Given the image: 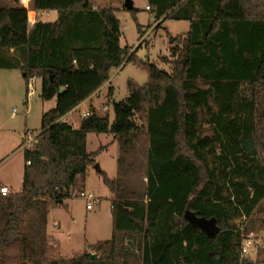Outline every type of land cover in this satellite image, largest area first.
<instances>
[{
  "label": "trees",
  "instance_id": "1",
  "mask_svg": "<svg viewBox=\"0 0 264 264\" xmlns=\"http://www.w3.org/2000/svg\"><path fill=\"white\" fill-rule=\"evenodd\" d=\"M148 1L157 19L190 22L169 34L171 72L137 61L149 80H128L112 122L92 109L79 128L63 117L135 60L116 10L33 0L58 20L30 26L23 4L0 6V68L40 78L41 98H57L24 149L21 190L0 194V264H259L241 257L240 227L264 212V0ZM88 133L119 143L117 177L101 172L114 193L113 234L94 245L104 257L50 262L49 212L105 149L88 151Z\"/></svg>",
  "mask_w": 264,
  "mask_h": 264
},
{
  "label": "rangeland",
  "instance_id": "2",
  "mask_svg": "<svg viewBox=\"0 0 264 264\" xmlns=\"http://www.w3.org/2000/svg\"><path fill=\"white\" fill-rule=\"evenodd\" d=\"M92 1L93 4L116 10L121 22L120 42L124 47H130L131 53L135 52V60L124 62L125 66L119 71L117 68L112 69V84L115 86L113 96H103L98 100L100 114L108 115L112 121L115 114L114 100L120 101L129 95L128 80L134 79L141 85L149 80L148 70L140 66L137 61L153 62L161 69L171 72L172 64L162 60L164 56L171 59L169 34L176 36L187 32L190 29V22L157 19L154 12L146 8L148 0H134L135 12L125 8V0ZM17 3L23 4L28 9L31 20L35 15L39 18V10H35L33 0H0V6H12ZM32 11L38 12L36 14ZM138 24L141 25V30ZM36 90L33 97H28V86L21 69L0 68V184L7 183L11 192L20 191L22 188L25 168L24 149L29 146L27 142L34 140L39 134L43 114L57 104L56 97L51 100L41 98L39 78H37ZM84 109L85 107L81 112L75 113L72 119L75 121L80 118ZM136 119L139 124L142 123V116L137 115ZM112 137V133H91L87 143L88 151L98 150L103 145L109 146L107 151L103 150L96 156V163L99 165L101 163L107 172L113 171L114 166L117 165L114 164L113 157L118 152L119 144L117 142L110 146L108 143ZM91 170V174L86 175L85 178L79 177L72 194L65 198L64 204L49 212L50 262L60 263L63 258L80 256L84 252L96 254L95 259L104 257L102 250L95 249L94 245L98 241L112 237L114 193L104 183L101 172L97 169ZM134 178L139 181L138 177ZM82 190L99 197L100 204H95L93 209H87V200L80 195ZM262 207L264 208V201ZM54 220H58L61 226L58 223L54 225ZM263 221L264 212L258 210L252 217L242 219L240 227L245 236L248 234L255 236L258 244L257 249H252L251 256L259 264H264ZM8 264H19V261L11 258ZM25 264L33 263L26 261Z\"/></svg>",
  "mask_w": 264,
  "mask_h": 264
},
{
  "label": "crops",
  "instance_id": "3",
  "mask_svg": "<svg viewBox=\"0 0 264 264\" xmlns=\"http://www.w3.org/2000/svg\"><path fill=\"white\" fill-rule=\"evenodd\" d=\"M134 2V0H133ZM149 5V1H148V4L146 5V8L147 6ZM103 7V6H100L98 4H94V7ZM148 9V8H147ZM148 10H151L148 9ZM34 13L37 14L38 11H32ZM30 12H28L29 14ZM39 18H37V16L35 15L34 18L31 20V18H29L30 20V26H33L34 23L38 20H42V21H53V22H57L58 20V13L57 11L55 10H39ZM47 17V18H45ZM162 18H165V17H162ZM122 66V67H121ZM120 67H114V68H117L119 71L120 68H123L125 66V64L121 65ZM113 69V68H112ZM111 69V71H112ZM111 71H110V78L104 82L102 84V86H100V88H98V90H96L92 95H90L88 98H86L84 101H82L80 104H78L75 108H73L70 112H68L64 117H63V120L64 121H67L68 123H70L74 128H79L80 126V123H81V120L82 118L84 117V113L85 112H88L89 114L91 113V110L92 109H95L97 113L100 114V105H98V100L101 99L103 96H109V95H112L114 94L115 92V86L112 84V75H111ZM38 78V77H37ZM40 79V78H39ZM36 82H37V79H36ZM41 89H42V81H41ZM110 89H112V92L110 94ZM127 97V96H126ZM125 97V98H126ZM115 102V100H114ZM85 107L84 111L82 112L80 118H78L77 120H73L72 116L77 113V112H81V109ZM108 107V106H107ZM101 115V114H100ZM114 117H115V114H114ZM114 120V118H113ZM112 120V121H113ZM110 120V122H112ZM91 133H88L87 135V143H88V138L90 136ZM118 141L114 138V135L112 137V140L108 143L110 146H113L115 145V143H117ZM119 144V143H118ZM105 146V149L104 151H107L109 149V146L107 145H103ZM91 152V151H90ZM102 152V151H101ZM118 155H119V147H118V152L116 154H114V157H113V162L114 164L116 163L117 164V158H118ZM96 162H97V158H96ZM26 164V163H25ZM94 166H91L88 170V173L87 175L91 174V169L95 170L93 168ZM100 169L102 170V172L106 173L108 175V177L110 178H116L117 175H118V164L116 165V167L114 166L113 168V171H110V172H107L106 169L101 165L100 163ZM24 176V175H23ZM3 185H7L9 186L7 183H2ZM10 187V186H9ZM18 192V191H17ZM100 204V203H99ZM54 225H56V223H58L59 226H61L60 222L58 220H54Z\"/></svg>",
  "mask_w": 264,
  "mask_h": 264
},
{
  "label": "built area",
  "instance_id": "4",
  "mask_svg": "<svg viewBox=\"0 0 264 264\" xmlns=\"http://www.w3.org/2000/svg\"><path fill=\"white\" fill-rule=\"evenodd\" d=\"M148 9H150L151 7L148 5L147 6ZM36 76H32L28 79L27 81V86H28V97H33L36 94ZM13 114H15V111L13 112ZM89 115L88 112L84 113V116ZM33 139L29 140V142H27V145L31 146L33 141ZM29 143V144H28ZM26 146V147H29ZM11 193L10 187L7 185H2L0 187V194L1 195H8ZM80 195L83 196L84 198H86L87 200V204L86 207L87 209H93L95 204H99L100 203V199L99 197L95 196L93 193H88L85 190L80 191ZM257 242L255 241V236L253 234H248L247 236H245L242 232V245H241V257L242 258H247L253 261H256L255 259L252 258V249H257ZM257 253V252H256Z\"/></svg>",
  "mask_w": 264,
  "mask_h": 264
},
{
  "label": "water",
  "instance_id": "5",
  "mask_svg": "<svg viewBox=\"0 0 264 264\" xmlns=\"http://www.w3.org/2000/svg\"><path fill=\"white\" fill-rule=\"evenodd\" d=\"M124 6H125V8H127L129 10L133 9L134 8L133 0H125L124 1ZM63 91H64V88L62 87L61 88V92H63ZM94 168L97 169L99 172H102V170L100 169V165L99 164H97V163L94 164ZM203 225L206 226L207 228L210 227V223H208V222H204ZM91 256H92V258H96V254L92 253Z\"/></svg>",
  "mask_w": 264,
  "mask_h": 264
}]
</instances>
